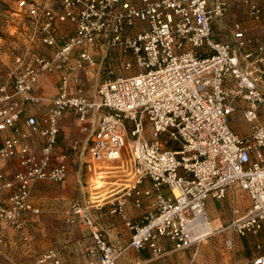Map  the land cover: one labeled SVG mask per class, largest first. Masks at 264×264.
Returning <instances> with one entry per match:
<instances>
[{"label": "built area", "instance_id": "built-area-1", "mask_svg": "<svg viewBox=\"0 0 264 264\" xmlns=\"http://www.w3.org/2000/svg\"><path fill=\"white\" fill-rule=\"evenodd\" d=\"M231 6L238 18L223 39H215L213 26L226 19ZM16 12L34 23L40 44L52 52L26 48L13 56L8 70L0 71V133H10L1 139L0 160L17 162L12 177L0 174V187L11 191L0 202V245L9 230L27 239L24 218L40 212L30 199L34 184L66 178L67 156L56 154L55 146L59 119L70 109L80 132L89 131L87 165L94 169L100 163H118L112 166L130 173L111 188L107 200L108 212L131 232L126 247L106 240L92 215L89 190L72 201L68 219L82 223L91 237L84 248L87 258L76 264H116L127 247H146L159 258L165 252L160 238L174 251L199 245L215 230L205 210L206 197L219 200L227 191L228 229L258 237L259 250L232 264H264V34H253L255 28H264V0H16ZM58 20L73 27L62 42L55 36ZM96 42L104 53L120 55V68L136 71L115 75L108 65L89 98L82 93L77 72L102 68L104 59L100 63L95 58ZM52 73H59L57 93L33 94L39 78ZM27 104L46 106V112L27 115L22 130L17 122ZM239 109L250 123L244 135L229 126L231 114ZM35 134L42 143L32 152L21 141ZM125 150L130 157L124 160ZM144 179L150 186L141 188ZM236 186L249 196L244 212L236 205ZM143 198L150 205L141 221L133 223L126 217V205L132 200L141 207ZM226 244L232 249L233 239ZM34 264L62 261L49 248Z\"/></svg>", "mask_w": 264, "mask_h": 264}, {"label": "crops", "instance_id": "crops-1", "mask_svg": "<svg viewBox=\"0 0 264 264\" xmlns=\"http://www.w3.org/2000/svg\"><path fill=\"white\" fill-rule=\"evenodd\" d=\"M56 11H60L58 4H54ZM238 18V12L234 7H230L228 16L223 22L216 23L225 31L232 20ZM55 36L58 42H62L68 36L73 34L72 24L66 20H58L55 25ZM27 38V49L30 52L48 55L52 48L40 44L34 31L23 28ZM253 34L262 37L264 28H255ZM213 37L218 39L213 33ZM219 40V39H218ZM95 58L98 62L103 59L107 65L114 67L115 75L127 76L135 73V70H124L120 68L122 58L116 51L104 53L99 42L94 45ZM75 51L72 53L71 60L75 59ZM118 66V67H116ZM0 71H5L0 68ZM80 81L82 93L86 97H94L98 81L106 75V70L93 69L86 67L77 72ZM59 73L43 74L33 85L32 93L35 95L52 96L58 90ZM231 80L227 85L230 86ZM75 87L70 84V91ZM11 92V88H8ZM242 105V104H241ZM242 112L241 109L237 110ZM46 106L34 107L27 104L25 113L20 117L17 125L24 130V119L27 115L35 114L41 116L45 114ZM238 128L231 129L233 132L244 135L250 130V123L244 118ZM261 121L264 123V116L261 115ZM90 126L91 119L87 121ZM80 123L74 112L66 110L59 119V134L55 153H65L67 164L66 178L60 183H51L47 181H38L34 184L31 191V202L40 209L38 214H29L24 218L27 239L22 240L17 233L6 231L2 235L0 245V264H34L36 257L46 249L55 248L58 252L62 264H76L80 260H85L87 256L84 253L86 245L91 243V237L86 227L79 221H70L69 209L73 200L82 199L85 190L81 185L80 172L82 162L87 164L88 151L86 159L82 158V152L89 145V131L80 132ZM10 134L8 131L0 133V142L4 135ZM22 144H27L32 152L39 150L42 138L35 134L23 139ZM88 150V149H87ZM91 170L90 165H86ZM17 169V162L14 159L0 160V174L4 179L12 177ZM123 181L129 179L130 173H125ZM150 186V181L144 179L141 188ZM10 190L0 187V202H5ZM162 192L169 194V190L163 187ZM236 205L240 212H244L249 205V196L246 191L240 187H235ZM231 192L217 200L212 197H206L205 206L209 208L208 217L212 220L215 230H218L217 236H208L206 242L201 245H193L186 250L174 251L171 243L166 238H160L159 244L164 249V254L155 258L148 248L135 251L127 247L124 254L117 260L116 264H232L234 261L242 262L259 253L256 249L258 237L245 235H234L228 229L231 219ZM151 200L143 198L142 206L136 207L130 200L125 208L126 217L133 223H139L142 216L150 205ZM92 215L103 232L106 240L114 247H126L130 241L131 232L125 227L124 222L119 216L111 215L109 205L106 202L92 201ZM100 206V207H99ZM102 206V207H101ZM214 230V231H215ZM232 234V235H231ZM229 237L233 238V247H227L225 241Z\"/></svg>", "mask_w": 264, "mask_h": 264}, {"label": "rangeland", "instance_id": "rangeland-1", "mask_svg": "<svg viewBox=\"0 0 264 264\" xmlns=\"http://www.w3.org/2000/svg\"><path fill=\"white\" fill-rule=\"evenodd\" d=\"M35 32L34 23L26 17L25 14L16 12V0H0V68L8 70L12 64V58L15 54L22 53L27 48L28 38L23 28ZM223 29V28H222ZM216 24L213 26V33L218 39L225 37V32ZM37 37V34H36ZM113 53V50L110 51ZM105 63V61H104ZM102 64V70L106 69L108 65ZM118 67V66H116ZM242 112L234 111L230 116L229 126L232 129L238 128L243 121ZM87 148L82 152V158L87 157ZM130 154L125 150V158L130 157ZM118 164V163H113ZM112 163H100L94 169L88 170L85 162H82V170L80 172L81 185L84 190H89L91 199L94 201L106 202L111 194V188L118 185L120 178H123L125 171L120 167H113ZM206 213L209 208L205 206ZM216 229L210 236H217ZM232 235V234H231ZM208 237V238H209ZM228 239H233L229 237ZM227 240V239H226ZM203 241V243H205ZM226 243V241H225ZM227 245V244H226ZM228 247V246H227Z\"/></svg>", "mask_w": 264, "mask_h": 264}, {"label": "trees", "instance_id": "trees-1", "mask_svg": "<svg viewBox=\"0 0 264 264\" xmlns=\"http://www.w3.org/2000/svg\"><path fill=\"white\" fill-rule=\"evenodd\" d=\"M140 25V23H138L136 26H135V29H137L138 28V26ZM129 32H131V33H134V30L132 29V28H129V29H127ZM104 65H107V63H104Z\"/></svg>", "mask_w": 264, "mask_h": 264}]
</instances>
